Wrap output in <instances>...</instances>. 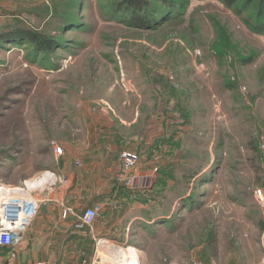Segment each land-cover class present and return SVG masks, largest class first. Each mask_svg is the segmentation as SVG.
Returning <instances> with one entry per match:
<instances>
[{
  "label": "rangeland",
  "instance_id": "374dc122",
  "mask_svg": "<svg viewBox=\"0 0 264 264\" xmlns=\"http://www.w3.org/2000/svg\"><path fill=\"white\" fill-rule=\"evenodd\" d=\"M110 1L0 0V177L9 160L19 165V154L8 153L17 147L26 163L52 165L54 150L108 152L119 143L94 142L124 139L121 150L149 173L124 185L149 189L155 204L165 201L164 188L169 200L186 201L173 220L176 236L187 238L179 264L196 254L217 264L218 251L220 264H236L242 253L226 238L254 227L231 202L264 216V31L254 29L261 21L243 13L244 0H182V14L139 28L112 16ZM21 29L52 47H34ZM256 230L263 247L264 223ZM197 245L203 252H193ZM262 254L252 250L251 262ZM23 258L18 264L42 256Z\"/></svg>",
  "mask_w": 264,
  "mask_h": 264
},
{
  "label": "crops",
  "instance_id": "0c3cea01",
  "mask_svg": "<svg viewBox=\"0 0 264 264\" xmlns=\"http://www.w3.org/2000/svg\"><path fill=\"white\" fill-rule=\"evenodd\" d=\"M123 142L124 139L117 140V137L114 140L110 138L94 142L99 148L103 145L116 146L119 143V150L108 152L54 150L51 155L57 157V162L52 165L41 162L34 165L26 163L27 153L18 147L13 152L9 151L10 155L19 154L21 161L16 166L9 160L4 168L7 174L0 177V188H3V192L0 190V221L22 224V247L0 245V264H18L28 254L42 256L40 259L47 260L49 264H110L108 256L113 258L110 254L113 251L111 244H119L140 253L139 264H156L158 261L165 264L167 259L166 264H179L183 259L181 256L187 255V250L183 248L187 245V238H181L182 234L176 236L179 231L175 230V224L171 220L181 217V204L178 202L173 205L171 216H161L163 212L157 211L151 199L143 202L139 196H135L136 193L141 194L139 187L131 189L130 185H124V178L144 180L149 173L139 169L141 160L138 162L121 150ZM21 145L19 143V147ZM40 149L37 148L34 153H39ZM104 155L107 156L106 159ZM43 174H47L46 178L40 177ZM34 178H38L37 184L28 186L27 182ZM18 189H21V192ZM44 190L43 194L41 191ZM163 190L162 201H165L162 203L172 206L167 198V190ZM22 192L25 198H19L10 207L12 195L20 196ZM142 192L145 195L151 194L149 189ZM231 203V208L241 211L239 217L243 223L254 227V233L251 235L250 231L247 234L238 228L235 233L229 232L226 238L228 246L232 244L236 252L242 253L241 260L236 264H264L262 259L259 262H251L249 256L252 250L259 252V258L260 252L264 253V243L262 247L255 235L258 225L264 223V216L257 218V214L245 212L250 208L246 201ZM89 207L95 208L97 212L90 225L86 224L81 216L85 208ZM142 210L155 211L148 215L142 213ZM172 216L174 217L171 218ZM219 239L220 237L218 241ZM173 248L174 252L171 253ZM99 249H102L101 256L97 254ZM193 250L203 252L202 247L198 245L194 246ZM212 253L219 264L220 260L225 259L221 251ZM32 260L29 259L27 264H32ZM112 260L114 262V259ZM211 263L216 262L212 260ZM228 264L233 263L230 261Z\"/></svg>",
  "mask_w": 264,
  "mask_h": 264
},
{
  "label": "trees",
  "instance_id": "16d2710c",
  "mask_svg": "<svg viewBox=\"0 0 264 264\" xmlns=\"http://www.w3.org/2000/svg\"><path fill=\"white\" fill-rule=\"evenodd\" d=\"M239 1L241 0H221V2L228 7L236 5ZM244 3L245 5H250V11L248 9H245L243 10V13L249 15L252 12L251 10H253L254 13L251 15H253V19L255 18V22H263L262 24L260 23V26H258V28L254 29L264 31V0H244ZM107 6L109 8L108 12L110 11L112 16L119 19L128 20V22L134 27L139 28H156V26H159L165 20V17L175 14L180 15L184 11L182 0H112L107 4ZM17 31L18 35H20V38L26 39L34 47L43 50L52 47V40L46 38L43 39V37L37 32H34L30 29H21ZM3 37L4 36H0V39H3ZM7 37L10 39L13 38L11 36ZM163 175L167 176L166 173H163ZM150 195L151 194L145 195L144 193H141L139 194V199L143 202L151 199V201H153L155 204L157 202V199L150 197ZM170 202L172 206L165 205L160 201H158V203L154 205L157 207V211L163 212L161 216H171L170 211L173 210V205L176 202L173 200H170ZM178 202H180V204L182 205V202L186 201H182V199H180ZM152 211L155 210H151L149 212H145L144 210H142L141 212L150 215ZM173 217L174 216H172L171 218Z\"/></svg>",
  "mask_w": 264,
  "mask_h": 264
},
{
  "label": "built area",
  "instance_id": "2783aa9c",
  "mask_svg": "<svg viewBox=\"0 0 264 264\" xmlns=\"http://www.w3.org/2000/svg\"><path fill=\"white\" fill-rule=\"evenodd\" d=\"M97 212L95 208L89 207L86 208L82 212V218L84 222L88 225L92 224L94 219L96 218ZM23 226L21 225H15V224H3L0 223V245L1 246H12L15 244H18L20 241V233L22 231ZM1 263V260H0ZM32 264H49L47 260H35ZM191 264H205L203 259L200 257L199 254H196L193 259Z\"/></svg>",
  "mask_w": 264,
  "mask_h": 264
},
{
  "label": "bare ground",
  "instance_id": "6f19581e",
  "mask_svg": "<svg viewBox=\"0 0 264 264\" xmlns=\"http://www.w3.org/2000/svg\"><path fill=\"white\" fill-rule=\"evenodd\" d=\"M47 174H43L42 176L40 177H45L46 178ZM38 177V178H40ZM38 178H34L30 181L27 182V185L28 186H33V185H36L37 182H38ZM0 190H2L1 192H3V188H0ZM19 192H21V189H18ZM11 197V196H9ZM20 199H24L25 198V195L24 193L22 192L20 196H14L12 195L11 199L12 201H9V206L12 207L13 203L14 202H17L18 200ZM7 214V213H6ZM7 216H5L6 218ZM112 246V256H113V259H114V262L115 264H139V261H140V258H141V255L140 253L138 252H133L131 251L129 248H126L122 245H119V244H111ZM101 253H102V249H99L97 254L99 256H101Z\"/></svg>",
  "mask_w": 264,
  "mask_h": 264
}]
</instances>
